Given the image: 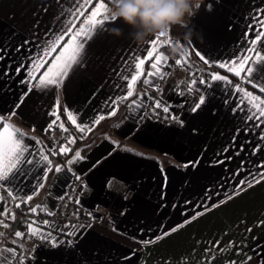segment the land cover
Returning a JSON list of instances; mask_svg holds the SVG:
<instances>
[{
  "label": "crops",
  "instance_id": "crops-1",
  "mask_svg": "<svg viewBox=\"0 0 264 264\" xmlns=\"http://www.w3.org/2000/svg\"><path fill=\"white\" fill-rule=\"evenodd\" d=\"M100 3L107 11L97 19H107L98 26L104 30L85 44L84 63L70 69L60 84L31 92L16 109L17 115L5 121L31 138L29 144L36 146L39 141V147L49 154L48 134L57 135L61 128L58 123L48 133L44 129L55 118L50 112L59 104L61 121L70 124L68 134L76 138L66 157L50 156L52 161L61 157L65 168L49 190L34 194L30 202L35 203L20 213L40 206L38 211L45 216L37 223L51 233L56 245L39 236L17 238L11 233L10 240L27 255L24 264H264V180L234 194L249 172L264 171L257 167L264 162V124L256 128L249 121L246 125L245 114L232 111L238 99L252 111L250 97L264 101V92L259 90L264 79V28L257 23L264 19V0H202L184 23L139 44L129 37L128 25L112 19L108 12L111 0H0V114L10 112L28 90L20 83L24 71L15 72L21 62L28 63L25 53L43 48L50 57L58 55L72 34L87 27L84 22ZM57 23L63 25L60 31H55ZM113 27L121 28L122 35L112 34ZM165 42L176 45L187 58L201 60L196 55L201 53L208 59V63L201 60L207 67L191 66L199 73L190 80H185L188 69L173 65L166 69ZM243 48L249 49L247 53ZM149 52L153 60L147 73L154 71L151 65L159 55L164 58L158 65L162 77L150 78L152 83L143 84L129 101L126 114L98 130L102 121L114 116L108 115L109 98L126 95L135 64L140 59L145 63L152 57ZM244 55L250 58L245 66L253 70V83L247 82L246 73L236 75L239 65L229 71L231 62ZM225 61L223 69L210 67ZM43 70L37 68L34 75ZM210 75L222 80L211 86L197 83L191 90L185 87L187 91L179 85L182 80L187 86L193 79L208 80ZM201 96L204 103L193 110ZM157 101L162 102L160 108L155 107ZM165 105L168 113L163 112ZM69 111L90 130L81 133L72 125ZM99 115L105 119L93 123ZM75 151L81 158L69 163ZM42 163L28 173L26 184L36 183L32 178H39ZM238 169H242L239 176ZM74 178L79 182L70 204L73 210L96 218L98 207H105L110 211L108 225L96 221L69 224L50 217L48 213H53ZM4 207L0 202V213ZM20 220L15 230L27 233L31 221ZM44 220L49 226H43ZM5 229L0 225V239ZM158 236L163 238L151 243Z\"/></svg>",
  "mask_w": 264,
  "mask_h": 264
},
{
  "label": "snow or ice",
  "instance_id": "snow-or-ice-1",
  "mask_svg": "<svg viewBox=\"0 0 264 264\" xmlns=\"http://www.w3.org/2000/svg\"><path fill=\"white\" fill-rule=\"evenodd\" d=\"M86 2H90V0H86ZM106 12L107 8L104 3H100L95 6V11H93L92 16L89 17L84 23L87 27H82L79 32H75L71 36V42L67 43V46L63 48L62 51H59L58 55L49 56V51H45L43 48L40 49H33L32 53H25L28 57V63L24 64L21 62L19 66L16 67L15 72L17 75L23 70L25 73L24 79L20 81L22 85H24L28 90L23 91L19 101L16 103L15 107L8 113L0 114V202L4 201V194L7 197L12 198V200L17 201L15 207L20 208L21 204H27L33 200L34 194L38 193L41 189L44 188L45 184L44 181L47 180L48 174L51 171L59 172L61 171V166L56 165L53 168V161L50 159V156H55L57 154H67L72 149L68 147L70 144H74L76 142L75 137H67L66 136V143L62 144L59 149L51 148L49 150V154H45V150L42 147H39L40 142L36 141V146H33L28 143V140L31 139L18 128L14 127L10 123L5 122L7 117L17 115L16 109L20 107V105L24 102L25 98L33 92L39 89L47 90L49 86H56L60 84L63 79L70 74L69 70L74 68H79L80 64L84 63V59L86 56L85 44L88 40L93 39V36H98L101 31H103L102 26L104 20L107 17H102L101 19H97V16L100 15L101 12ZM114 19V18H112ZM257 23L261 24V27L264 28V19H258ZM63 28V25L56 24L55 31H60ZM67 30V29H65ZM255 32V28H253ZM163 36V34H160ZM256 35L258 37L261 36V33L257 32ZM81 37H84V40H81ZM59 39V37H57ZM48 40H51V37H48ZM47 43V41H46ZM255 43V41H253ZM262 43H264V39H262ZM155 47V45H154ZM243 47V46H242ZM49 48H52V45H49ZM249 49L243 48V52L247 53ZM82 51L84 55H82ZM149 56H152V52L148 53ZM196 55L200 56L201 60H204L205 63H208V59L205 56L201 55V53L197 52ZM156 63L151 65L154 71L147 73L149 79H144V84L152 83L151 79L154 76L162 77L160 67L158 65L161 64L163 57L157 55L155 57ZM250 60L249 57L246 55L241 57H236L235 60L231 62L229 65V71L232 70V67L239 65L238 70L236 71V75L240 76L241 73H246L247 82L253 83L252 76L253 70L251 67H246V63ZM179 63V61H177ZM228 62L225 61L224 63L220 64V67L223 68ZM50 65L45 68V65ZM143 64L144 60L140 59L139 63L135 64V74L131 76V79L128 81L127 84V92L126 95L123 97H116L114 100H111L109 105L110 111L108 115H115V109L118 106V102L121 99H128L132 97L134 94V86L136 85L137 81L140 79L141 73L143 72ZM37 68L45 69L41 73L34 75L35 70ZM127 79V77H125ZM222 80V77L218 75H210L208 80L201 79L199 81L193 79L191 84L187 87L189 90L192 89L193 85L204 84L207 86H211L212 82H219ZM155 87V85H153ZM254 87L258 85L253 84ZM159 90V89H157ZM259 90L264 92V79L261 80V86H259ZM239 93L240 89L236 90ZM255 102V103H253ZM108 103V101H106ZM204 103V97L201 96L199 98L198 103L195 105L193 110L198 109ZM264 101H259L258 97H250L249 104H252L255 111H252L247 106L242 104V100H237V105L235 108L232 109L234 112H241L245 114L244 122L247 125L249 121H253L254 123L251 125L252 127L259 128L261 124H264V107H261V104ZM162 102L157 101L155 104L156 108L161 107ZM169 107L167 105L163 106V112L168 113ZM50 116L55 117L49 123V125L44 129L45 133H48L50 130L53 129L59 123V127L63 129L65 133L68 132V129L65 128L64 123L61 121V112L59 104L54 106V110L50 112ZM175 118V117H173ZM68 119L71 121L72 125H74L81 133L89 131L90 128L85 126L83 122H77L75 118H73L72 113L68 112ZM105 119V115H99L98 119H95L93 123H99L101 120ZM261 141H264V135H261ZM239 155V153H237ZM81 158V154L79 151H75L74 157L69 160V163L72 160ZM43 162V163H42ZM40 168V175L37 178L36 175H33V180L36 183H32V181H28L27 184L25 180L28 176V173L32 171V169L36 168L37 165H41ZM243 163V162H242ZM258 168L264 169V162L260 165H257ZM240 171L242 169H238L236 175L239 176ZM251 177V179H249ZM261 180H264V171L258 173L249 172L247 176L242 178L236 186V191L234 194H239V192L245 187H251L253 182L259 183ZM25 188H30V192H26ZM31 193V194H30ZM79 203V201H77ZM199 206V205H198ZM218 206L217 205H214ZM40 209V206H35L29 209V211L33 214H36ZM205 210H207L205 208ZM49 215L52 213L49 212ZM202 213H198L200 215ZM0 216L15 221V213L10 214V210L5 205L4 210L0 213ZM192 219V218H190ZM0 225L4 228H9V224L5 223L3 219H0ZM43 226H49V221L44 220ZM28 232L23 233L21 231H16L13 228V232L15 237L23 238L24 236L31 234L32 236H39L41 240H51L52 245H56V241L52 239L51 233L44 232L37 221L33 220L28 225ZM170 231H175L172 229ZM163 238L162 236L156 237L155 240L151 241V243H155L157 240ZM148 243V241H145ZM215 247L219 248V243L215 245ZM207 251V250H206ZM7 252V255H5ZM214 259V258H213ZM247 259H251V257H247ZM25 257L21 254L17 255V251L8 248V249H0V264H24ZM230 264H236L235 261H231Z\"/></svg>",
  "mask_w": 264,
  "mask_h": 264
},
{
  "label": "clouds",
  "instance_id": "clouds-1",
  "mask_svg": "<svg viewBox=\"0 0 264 264\" xmlns=\"http://www.w3.org/2000/svg\"><path fill=\"white\" fill-rule=\"evenodd\" d=\"M202 0H111L108 9L113 20H121L131 28L129 37L143 43L155 34H164L172 25L182 24L200 7ZM210 10V6H209ZM111 33L120 36L122 29Z\"/></svg>",
  "mask_w": 264,
  "mask_h": 264
},
{
  "label": "built area",
  "instance_id": "built-area-1",
  "mask_svg": "<svg viewBox=\"0 0 264 264\" xmlns=\"http://www.w3.org/2000/svg\"><path fill=\"white\" fill-rule=\"evenodd\" d=\"M180 62L173 65V68H177L180 66ZM198 75L195 73H189L187 74V76L185 77V80H190L191 78H197ZM78 179L74 178L72 180V182L69 184V186L67 187V189L65 190L64 194L62 195V197L59 199L58 205L55 208V210L53 211V213L50 215V217L54 220H61L63 222L66 223H73V222H78V223H88L91 221H96L99 224L102 225H108L109 223V219H110V211L105 208V207H98L97 212H98V217L96 218H90L88 215H86L85 213L81 212V211H75L73 210V208L71 207V201H72V197L74 194V191L78 185ZM113 189L116 188V183L113 184L112 186ZM4 205H7V207L9 208L10 211L14 212L15 209H17L15 207L16 205V201L12 200V198L7 197L6 194H4ZM45 216L44 211H38L36 214L31 213L29 210L24 212V218L29 220V221H37L39 222L41 220V218ZM23 255L26 259V253L23 251H20L19 255Z\"/></svg>",
  "mask_w": 264,
  "mask_h": 264
},
{
  "label": "trees",
  "instance_id": "trees-1",
  "mask_svg": "<svg viewBox=\"0 0 264 264\" xmlns=\"http://www.w3.org/2000/svg\"><path fill=\"white\" fill-rule=\"evenodd\" d=\"M162 47H165V48L168 50V59H169V63L165 66L166 69L171 68V66H172L177 60H179V59H181V58L183 57L182 54H181V52L179 51L178 47H177L176 45H174L173 43H166V42H165L164 44H162ZM152 60H153V56H152V57H149V58L145 61L144 66H143V72L141 73L140 79H139V80L137 81V83H136V87H135V89H134V94H133V96H132V97H129V98L126 99V100L123 99V100L121 101V106H122V105L127 106L128 103H129V101H130L131 99L135 98V97L137 96V94H138V91H139L140 89H142L143 84H144V83H143V80L146 78V75H147V72H148V70H149V68H150V64H151ZM187 61H188V64H190L192 67L197 68V69H203V68H206V67H207V65L204 64L201 60H194V59H191V58H187ZM210 67L213 68V69H215V68H217V67L221 68L220 66H217V65H214V64H211ZM221 69H223V68H221ZM179 85H180L185 91H187V90L185 89V87H187V82H186V81L182 80V81L180 82ZM153 91H154V90H150L149 93L152 94ZM60 112H61V115H63V114H62L61 105H60ZM125 114H126V113H125ZM125 114H124V115H125ZM124 115H123V116H124ZM123 116H122V117H123ZM62 117H63V116H62ZM110 120H111V118H108V119L102 121V122L100 123L99 127H98V130H102L105 126H107V125H105L107 122H109L108 125H112V124L116 123V122H111ZM64 123H65L66 128L70 129V124H69L67 121H65V120H64ZM104 125H105V126H104ZM74 146H75V145H74ZM74 146H72L70 149L73 150V149H74ZM71 152H72V151H70L69 153H67V154H65V155H63V156H61V157L64 158V157H66L68 154H70ZM34 203H35V202H29V203H27V204H21L20 208H17V212H16L17 214H15V217H18V218H20V219L23 220V217L21 216L20 213H22L26 208L32 206ZM11 233H12V232L9 233V237L11 236ZM6 244L13 246L15 249H19V248H20V247L18 246L17 243L13 242V241L10 240V239L6 240Z\"/></svg>",
  "mask_w": 264,
  "mask_h": 264
},
{
  "label": "rangeland",
  "instance_id": "rangeland-1",
  "mask_svg": "<svg viewBox=\"0 0 264 264\" xmlns=\"http://www.w3.org/2000/svg\"><path fill=\"white\" fill-rule=\"evenodd\" d=\"M166 43H169V42H166ZM183 56V55H182ZM177 61H179L181 64H180V66L178 67L179 69H184L185 71H186V69H188L187 71H186V73L187 74H189V73H195V74H197L198 75V70H195V69H193L192 67H191V65L190 64H188V61H187V57H182L181 59H179V60H177ZM177 61L173 64V65H175V64H177ZM177 68V69H178ZM159 78V77H158ZM158 81V80H157ZM161 81V80H160ZM106 125V124H105ZM104 125V126H105ZM106 127V126H105ZM104 127V128H105ZM66 136L67 137H70V135L68 134V132L67 133H65L62 129H59L58 131H57V135H53L52 136V134H48V141H49V144H50V146H51V148H56L57 150L59 149V147L62 145V144H64L65 142H66ZM76 143H74L72 146H74ZM68 147H69V145H68ZM63 155H65V154H59V156H63ZM13 213V212H12ZM23 219H25L24 218V213H23ZM17 218V217H16ZM12 222V220L11 221H9L8 222V224H9V227H10V223ZM8 229L9 228H6L5 230H4V232H2V236H1V239H0V249H3L4 247L6 248L7 246H9V248L10 247H12V249H14V250H16L17 251V255L20 253V251L22 250L21 248H19V249H15L13 246H11V245H8V244H6V240H8V239H10V238H12L11 236L9 237V233L7 234L6 232L8 231ZM21 232H23V231H21ZM12 233H13V231H12ZM14 237H15V235H13ZM4 248V249H5ZM8 248V247H7ZM7 255V254H6ZM26 258H27V255H26Z\"/></svg>",
  "mask_w": 264,
  "mask_h": 264
},
{
  "label": "water",
  "instance_id": "water-1",
  "mask_svg": "<svg viewBox=\"0 0 264 264\" xmlns=\"http://www.w3.org/2000/svg\"><path fill=\"white\" fill-rule=\"evenodd\" d=\"M125 112H126V106L122 105L120 107L119 111L113 117H111L110 121L111 122L119 121L122 118V116L125 114ZM108 124H109V122L106 123V125H108ZM56 165L61 166V171L65 168L64 162H63L61 157L54 158V160H53V168ZM61 171H59V172H61ZM59 172H56L54 170L50 172V174H49V176L47 178V181L45 183L44 189L42 191V195L45 194L49 190L50 185L52 184V182L54 181L56 175ZM20 222H21L20 218H16L15 221H12L10 223V227H9V229H8V231L6 233L8 234V233L12 232L13 228H15V229L18 228V226L20 225Z\"/></svg>",
  "mask_w": 264,
  "mask_h": 264
}]
</instances>
